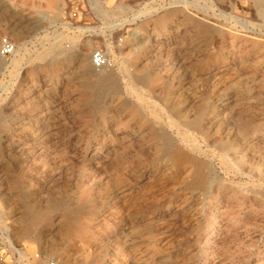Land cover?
Segmentation results:
<instances>
[{
  "label": "rangeland",
  "instance_id": "rangeland-1",
  "mask_svg": "<svg viewBox=\"0 0 264 264\" xmlns=\"http://www.w3.org/2000/svg\"><path fill=\"white\" fill-rule=\"evenodd\" d=\"M4 38L0 264H264L256 0H0Z\"/></svg>",
  "mask_w": 264,
  "mask_h": 264
},
{
  "label": "built area",
  "instance_id": "built-area-1",
  "mask_svg": "<svg viewBox=\"0 0 264 264\" xmlns=\"http://www.w3.org/2000/svg\"><path fill=\"white\" fill-rule=\"evenodd\" d=\"M79 14L76 11H69L67 16L64 18L61 27L70 32H77L81 29L78 22ZM16 51L15 44L8 38L2 39L0 45V56L3 58L10 57L14 55ZM92 65L95 69H104L107 67H112L111 59L106 55L103 49H97L92 55ZM46 264H57L53 261H50Z\"/></svg>",
  "mask_w": 264,
  "mask_h": 264
},
{
  "label": "bare ground",
  "instance_id": "bare-ground-1",
  "mask_svg": "<svg viewBox=\"0 0 264 264\" xmlns=\"http://www.w3.org/2000/svg\"><path fill=\"white\" fill-rule=\"evenodd\" d=\"M258 2V6L259 8H261L262 11H264V0H256ZM69 4H72L70 1H69ZM185 6V5H184ZM211 6V5H210ZM60 13V12H59ZM263 13V12H261ZM222 15V14H221ZM204 30L203 32L204 33H211L212 29L211 28H206V27H202ZM136 31V30H135ZM138 33V32H137ZM138 36V34L134 33L132 35V38H136ZM139 37V36H138ZM128 39V38H127ZM136 40V39H135ZM134 40V41H135ZM56 51V50H55ZM18 53V50H16V52L14 53V56H16ZM85 55V54H84ZM16 61H19V60H13V63H16ZM18 63H16L17 65ZM79 64L81 66H84V67H87L86 66V59L85 57H82L81 58L79 57ZM118 76V75H117ZM115 78L111 75V74H107V76L105 77H100L98 76L97 77V83L98 85L102 88V90H107L109 92H112V93H117L118 92V85L115 83ZM124 80V79H123ZM143 80H146L145 78H143ZM98 85H96L98 87ZM93 88V87H92ZM129 95V94H128ZM173 129V128H172ZM214 164V163H213Z\"/></svg>",
  "mask_w": 264,
  "mask_h": 264
}]
</instances>
